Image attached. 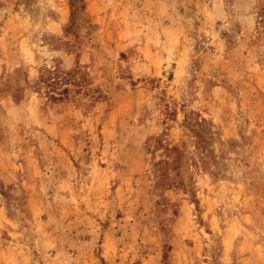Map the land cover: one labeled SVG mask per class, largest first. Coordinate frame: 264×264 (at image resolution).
I'll return each mask as SVG.
<instances>
[{
	"label": "rangeland",
	"instance_id": "1",
	"mask_svg": "<svg viewBox=\"0 0 264 264\" xmlns=\"http://www.w3.org/2000/svg\"><path fill=\"white\" fill-rule=\"evenodd\" d=\"M0 264H264V0H0Z\"/></svg>",
	"mask_w": 264,
	"mask_h": 264
},
{
	"label": "trees",
	"instance_id": "2",
	"mask_svg": "<svg viewBox=\"0 0 264 264\" xmlns=\"http://www.w3.org/2000/svg\"><path fill=\"white\" fill-rule=\"evenodd\" d=\"M50 72H51V75H54V77H55V74H59L60 72H59V69H56V68H54V70H50ZM64 74H69V73H64ZM71 74H74V72L73 73H71ZM57 76V75H56ZM62 81V80H61ZM73 82H75V80H73ZM68 91V89L67 88H62L61 90H60V93H59V95H62V94H64L65 92H67ZM51 97H54V96H51ZM55 98V97H54Z\"/></svg>",
	"mask_w": 264,
	"mask_h": 264
}]
</instances>
